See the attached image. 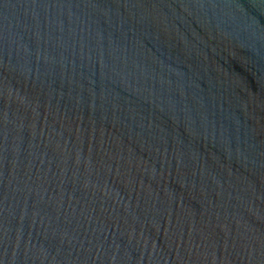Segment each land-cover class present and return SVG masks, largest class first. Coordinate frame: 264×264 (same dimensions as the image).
<instances>
[{
    "label": "water",
    "instance_id": "water-1",
    "mask_svg": "<svg viewBox=\"0 0 264 264\" xmlns=\"http://www.w3.org/2000/svg\"><path fill=\"white\" fill-rule=\"evenodd\" d=\"M0 264H264V0H0Z\"/></svg>",
    "mask_w": 264,
    "mask_h": 264
}]
</instances>
